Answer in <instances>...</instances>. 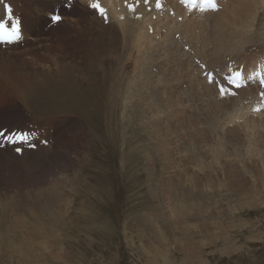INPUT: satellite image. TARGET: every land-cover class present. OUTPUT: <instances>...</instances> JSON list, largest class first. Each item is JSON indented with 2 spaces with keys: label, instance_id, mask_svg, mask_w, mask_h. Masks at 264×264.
<instances>
[{
  "label": "rangeland",
  "instance_id": "1",
  "mask_svg": "<svg viewBox=\"0 0 264 264\" xmlns=\"http://www.w3.org/2000/svg\"><path fill=\"white\" fill-rule=\"evenodd\" d=\"M9 1L17 8L23 5V0ZM61 1L59 10L62 14L66 9ZM171 8L174 17L167 16L164 20L159 17L153 20V14L149 17L148 25L156 32L151 35H159V38L141 42L140 50L147 55H141L144 58L137 63L135 50L126 55L128 57L123 56L120 64L114 66L113 77L101 72L108 69V64L101 71L98 68L99 71L94 72L93 66L87 69L81 63L82 48L77 49L80 53H73L60 63L63 69H75L71 71L72 78H82L81 69H87V73H92L91 78L105 79L107 91L115 98L113 104L117 109L116 117L111 119L109 114L105 125L100 120L104 111L91 109V106L97 109V104L88 96V90L94 86L75 87L67 92L65 79L51 80L46 92L29 88V92L18 93L23 100L19 95H13L11 101L0 103V123L3 124L13 123L8 121L9 117L21 116L17 120L35 121L42 126L47 123L43 118L56 116L63 123L78 119L83 127L76 142L68 139L67 131L58 139L54 131L51 152L43 154L38 162L33 160L32 154L26 155V161L38 168L32 175L34 183H23L20 189L13 180L24 175L25 156H18L12 150L0 152V208L7 204L13 208L9 214L13 221L11 225H15L16 218L23 220L14 226L19 228L22 236L15 229L8 231L2 241L7 235L2 232L0 264H264V114L259 116L264 110L255 111L253 104L248 107L244 102L257 95V88L240 89L237 97L221 95L213 83L201 76L199 68L203 64L207 71H224L233 61L247 68L257 59L264 58V29L257 27L258 24L264 25V6L257 12L260 19L251 21L250 33L243 34L239 43L237 33H227L222 47L217 50L212 31L218 12L184 15L179 22V15L175 8ZM75 9L79 13L71 11ZM20 10L22 17L25 9ZM71 10L74 16L69 13L55 28L48 26L46 15L35 33L23 35L24 45L19 49L15 50L17 45L5 50L0 48L4 52L18 51L10 56L11 61L16 62V71H11L2 61L0 75L19 74L23 67L28 74V66L24 63L27 59L39 61V66L43 57L54 60L56 55L46 51L44 45L58 42L62 33H67L62 40L68 43L69 35L78 39L84 38L83 31L92 34L103 31L98 28L101 19L94 20L89 14L91 11L85 12L81 3L74 2ZM45 11L51 13L53 8ZM194 16L195 19H191ZM204 17H211L210 22ZM76 23H79L78 27ZM73 27L75 34L74 30L69 31ZM188 29L189 35L183 34ZM113 30L117 32L118 28ZM176 34L178 39H175ZM199 34L201 36L197 38ZM122 44L127 51L124 42ZM186 46L187 52L184 50ZM30 50H33L32 54L25 53ZM48 65L53 70L45 73V78H67L66 73L57 74L60 67L46 62ZM81 66L83 68H79ZM151 68L155 71L152 72ZM107 91L98 89L94 92L100 106ZM53 92L61 97H52L50 93ZM25 101L32 110L26 107ZM247 108L253 109L248 111ZM259 120L263 121L262 124ZM28 121L22 124L23 127ZM89 122L95 125L93 130L102 132L101 142L84 126ZM257 132L263 135L258 136ZM117 141L118 149L112 152ZM83 156L86 160L92 156L91 160L102 161L101 166H95L96 169L88 167L87 174L92 170H103L101 176L95 175L99 179L89 178L90 190L83 192L87 195L84 205L79 192L82 184L78 182L80 177H76L81 172L77 162ZM46 182L60 185L56 190L62 195L49 204L52 212H61L63 223L55 222L56 217L50 211L47 215L41 213L39 199H29L41 193ZM94 188L98 189L100 198L91 194ZM22 190L23 193L38 192L27 198L21 196ZM25 203L31 204L27 209L43 215L35 213L38 214L36 220L35 216H22L27 206ZM30 230L32 233L33 230L46 231L47 236H31Z\"/></svg>",
  "mask_w": 264,
  "mask_h": 264
},
{
  "label": "bare ground",
  "instance_id": "2",
  "mask_svg": "<svg viewBox=\"0 0 264 264\" xmlns=\"http://www.w3.org/2000/svg\"><path fill=\"white\" fill-rule=\"evenodd\" d=\"M59 1H61V0H23V5H20L21 8H19V9H22V8L25 9V14H23L22 17H21V22H22L21 32H22V35H24V37H26L32 31L35 33L36 29L39 27V25L42 23V21L44 19H46L47 12L46 11L44 12V10L45 9L48 10V8H50V7L54 8V7L58 6ZM101 1L104 3V5H106V6L109 7V9H110V12H109L110 21H109V23H113L114 25H116L114 28H118V31L117 32H112V31L111 32H109V31H96L94 34H92L91 31L90 32L83 31L84 38L72 39L73 36L69 35L70 38L69 37L67 38L68 39V43H65V41L62 40V39H65L67 37V33H62V39H60L58 42L54 41L53 43H47V44L44 45V48H45L46 51L54 52V54L56 55V58L54 60H52V59L51 60H46L45 57H43L42 58V61H40V66H39L38 65L39 61L38 62L37 61H33L32 60L33 58L27 59L26 61H24V63H26L27 66H28V70H29L28 71L29 72L28 74L25 72V67H23L19 71V74H16L14 72V73L11 74L10 77H7V76L4 77L3 75H0V100L2 99L0 101V103H3V102L5 103L6 101H11V97L13 95H19V99L23 100L22 97H21V95L18 94V93H23V92L26 93V92H29L30 91L29 88L42 89L43 91L46 92L47 91V88H48V86L50 84V81L53 80V79L58 78V79H65L64 80V85H65V87L67 89V92L73 91V89L75 87H92V86H94L92 89H89L88 90V92H90V93H89V95L88 94L87 95L92 99L93 102H95L97 104V109H95V107H92L91 106V109L92 110H94V111H100V110L102 111L103 110L104 111V112L102 111L103 112L102 115L100 114L101 115L100 120H102L103 125H105L106 122L108 121V115L109 114L111 115V119H114V117H116L117 109L115 108V105L113 104L115 98L112 97V96H110L109 92L107 91L108 89L106 88V85H105V79L104 78H91L90 76L92 75V73H87V69L89 67L93 66L95 68V69H92L94 72L95 71H99V70H97L98 68H100V71H101V68H103L104 65L108 64L109 66H106V67H108V69H106V70L103 69V71H101V72L103 74L108 73L111 77H113L115 75L114 66L119 63V61L121 60V58L123 56H126L128 54H132L131 51L134 53V50H135L136 51L135 63L141 61L144 58L141 55H144L145 56V54H146V52H142V50H140L141 45H143V44H141V42L143 40H146V39H148V40H155L156 37H158L159 35H155V36L154 35H150V34H148V30L144 31L147 28V25L149 23V17L152 14H148L147 15L146 13H144V17L141 20H138V21H132V20L128 19V16L123 21H120V20H118L117 14L111 10V6L109 5L110 3L108 2V0H101ZM114 1H115L114 8L116 9L117 6H120V2L117 3L116 0H114ZM80 2H83V1H80ZM166 3L170 7L175 8L177 14L179 15V17L181 19H182V16L186 15V13L183 11V9H181L178 5H176V3L174 2V0H166ZM220 4L222 6V9L219 10V11H217L218 12L217 13L218 16L215 18V24H214V28H213V31H212V37H213V40H214L213 42L216 45V47H215L216 50L218 48L222 47L221 45L226 40L225 39V36H227V33L228 34H230V33L231 34L232 33L236 34L237 33V37H236L237 42L240 41L241 39H243L242 38V36H244L243 34H246L247 32H249V29L248 28L251 27V25L253 24L251 21L255 22L254 20L260 19V17L257 18L258 17L257 16V12L259 10H261L262 7L264 6V0H222L220 2ZM259 8H261V9H259ZM0 11H1V14H3L2 6L1 5H0ZM71 11H74V14L77 13V11L79 13V10H76V9L75 10H71ZM84 11L85 12L86 11H89V9L87 8V6H86V10H84ZM166 17L167 16L159 17V18H161V19L164 20V18H166ZM188 17L185 18V19H188ZM94 18L97 19L95 13H94ZM192 18L195 19V16L194 17H191V19ZM78 19L81 20L82 18L80 17ZM79 20H77L76 22H79ZM196 21H197V19H196ZM260 21H262V20H260ZM77 24H79V23H76L75 25H77ZM77 27H78V25H77ZM257 27H261V29H264V25H262V26L260 25L259 26V24H258ZM253 28H254V26H253ZM72 30H74V34H75L76 29L73 27L69 31H72ZM250 30H251V28H250ZM259 31H261V30H259ZM153 32L156 34V32L154 30H153ZM186 32L187 33H183V34H188L189 35L190 29H188V31H186ZM255 32H256V30H255ZM172 33L173 32L170 33L169 37L171 36ZM254 35H256V34L254 33ZM198 36H201V34L197 35V38H198ZM252 37H253V35H252ZM247 39H249V38H247ZM122 42H124L125 46L127 47V51H126L125 47L123 46ZM41 43L42 42H40V44ZM249 43H251V42H249ZM120 44L122 45V48H121V45ZM146 44H147V42H146ZM38 46L39 45H37V47ZM70 46H72V47H70ZM10 47H8V48H10ZM78 48H82L83 49V58L81 60V63L83 62V64L86 66L87 69H83V70L81 69V71H82L81 74H83V77L82 78H72L71 71L72 70H75V69H72L71 71H69V69H67V70L66 69H63V68L60 67L61 66L60 63L63 62L65 60V58L71 56L73 53H80L77 50ZM56 49H58V50H56ZM64 49H66L65 52L62 51ZM17 52L18 51L13 52V53L0 51V62H2V61L6 62V66H8L11 71H13V70L16 71L15 66H14L16 62L15 61H11L10 56H11V54L13 55L14 53H17ZM21 52H25V51H20V53ZM57 52H59V53H57ZM141 52H142V54H141ZM163 52H165V51H163ZM25 53L32 54L33 53V50H30L29 52H25ZM214 53L216 55V52L215 51H214ZM126 57H128V56H126ZM122 60L124 61L125 59H122ZM145 60H146V58H145ZM51 61H54V62H51ZM91 61L94 64H92ZM46 62H49L50 64H53V66L60 67L58 69V71H57V74L66 73L67 74V78H65V77L45 78L44 77V74L47 73V72H50L51 70H53V67L52 66H50V65L46 66ZM79 68H83V67L81 66ZM78 70H80V69H78ZM184 75H186L185 72H184ZM96 83H97V85H96ZM98 89H100L102 91H107L108 92V93H106V99L100 98V99H103L104 100V101H101L102 102V106H100L99 101L95 99L96 97L94 95V92H96ZM115 91H117L116 88H115ZM7 93H10V95L8 96ZM50 95L52 97H61L60 94L59 93H56V92L50 93ZM22 96H24V95H22ZM171 98H172V100L174 99L173 97H171ZM43 102H45L46 104H49L50 103L49 100H43ZM218 103H217V105H218ZM65 104L67 105V103H65ZM25 105H26V107L28 109L32 110L31 105L28 104V103H26V101H25ZM69 105L72 106L71 103H69ZM248 107H252V105H250ZM223 108L221 109L222 111H223ZM247 109H249V108H247ZM251 110L249 109L248 111H251ZM239 111H238V113H239ZM243 112H244V110H243ZM226 113H227V111H226ZM226 113H224V115ZM230 113H231V111H230ZM230 113H229V115H231ZM15 114H17V113H15ZM51 114H53V113H51ZM36 115H37V113H36ZM236 115H237V113H236ZM257 116H256V118H258L261 115H259L258 117ZM236 117H235V119H236ZM21 118H22L21 116H18V117H9L8 118V121L9 122H13V123H4V124L3 123H0V126L1 127H8L9 129H12V128L14 129L16 127H18V128L23 127L22 124H25V121H28V120H25V121L17 120V119H21ZM228 118H229V116H228ZM41 120L42 119H40V121ZM43 121L48 123V132L45 134L46 137H48V138H51L53 136L54 131H55L54 134L57 136V139L59 138V136H62V134L67 131V133H68V139L76 142L77 139H78V134L81 135L82 132H83V127L81 126V121L78 120V119H74V122L67 121V122L63 123V121L60 120V119H58V118H56V116H49L48 118H43ZM43 121H42V123H44ZM229 122L231 123L233 121H229ZM258 122H260V120ZM261 122H263V121H261ZM34 123H35V121H34ZM47 123H44V124L46 125ZM61 123H63V124H61ZM230 123H228V124H230ZM84 126H87L91 132L92 131L94 132V135L96 136V138H98L99 142L102 141V132L101 131H97V130L96 131L93 130L95 128V125L94 124H92V123L89 122L88 124L86 123ZM233 126H235V125H233ZM257 126H258V124H257ZM176 127L177 126H175V129H176ZM246 127H248V126H246ZM225 128H227V127H225ZM240 131H241V129H240ZM257 133H258L257 135L260 136L261 133H259V132H257ZM262 135H263V133H262ZM248 142L246 144H248V146H249V143ZM93 143H95V141ZM250 143H252V142H250ZM117 145H118V141H117V143L114 142L113 151L112 152H115L118 149L117 148ZM245 146H247V145H245ZM11 150L14 153V151H13V149L11 147L6 146L4 148H0V152H3V153H9V151H11ZM47 152H51V146H50V148L39 147L35 151H32V150H24V151H22V154L20 156H23V157L25 156V159H24V166L22 165V171H23V173L22 172L21 173L24 174V175H22V177H20L18 179H14L13 180V183L16 184V185H18V188L19 189L21 188L20 185H22L23 183H25V184L30 183V182L32 184L34 183V181H32V175H34V173H35L34 171L38 168V167H36V168L34 167V163L32 164V162L26 161V155L32 154L34 156V158H35L33 160L35 162H38L40 160V158L42 157L43 154L49 155V153H47ZM100 153H102V151H100ZM84 154H87V153L85 152ZM91 157L88 156V160H86V156H83L82 158H79L78 159V162H77V164H78L77 165V168H78V166L81 168V169L79 168L81 170V172H79V173L77 172L78 175L76 177L77 178L80 177L79 180H78V182H80L79 184H82V185H79V186H81L80 189H79V192H81L80 195L82 196V198L80 199L82 205H84L85 204V200H87V195L83 194V192L85 190L87 192L90 190L91 182L89 181V178L92 177L93 179H95V178L96 179H99V177H97L95 175L98 174L99 176H101L100 172L103 171V170L102 171L100 170V172L99 171L97 172L96 170H94V171L92 170V172H91L92 174L91 173H88V174L86 173V171H87L86 169L88 167H93V168L96 169L95 166L99 167V165L100 166L102 165V161L101 160L98 163L95 160H91ZM49 158L51 159V156H49ZM74 160H75V162H74V165H75L76 159L74 158ZM70 164L73 165L72 162H70ZM92 164H94V165H92ZM172 164H173V162H172ZM40 173L42 174V172H40ZM66 174L67 173L65 172V175ZM61 175H63V174H61ZM48 182L44 183L45 189H43V191H41V193L38 194L39 196L37 194H34V195H32L31 198H29L30 197L29 195L33 194L34 192H38L37 190L30 191V192H27L26 191L24 193H23V190H22L21 191V196H26L27 198L31 199L32 201H36V200L39 199V203H40L39 209H40L41 213L47 215V212L50 211V214H52L54 217H56L55 222L60 221V223H61L63 221L62 216H61V212L59 210L58 211H55L54 210V212H52L53 210H51L50 204H49V202H52L53 203L59 196L62 195V192H58V190H56L57 187L60 186V185L57 182H53L52 184H50V183L48 184ZM77 187H78V185H77ZM97 192H98V189H96V188L91 189V194H93V196L95 198L99 197V195H98ZM18 194H19V191H18ZM32 201H31V203H32ZM18 204L19 203H17L16 205H18ZM25 204L27 205L25 207L26 209L24 211H22V213H24V214L20 213L21 211L19 213L22 214V216L23 215L26 216L28 214L30 216H35L34 217L35 220L38 219L37 218L38 217V214H35V213H40V212L30 211V209H27V208L31 204H29V203H25ZM9 205L10 204L3 205L0 208V227L1 226H4V229H0V230H2V231H0V236H2V232L3 231H5V233L7 234V235H5L2 238V241H5V238L8 236V231H13V230L16 229L15 232H18L17 233L18 235H19V233H21L19 231V228L18 227H14V226H16V224H20L23 220H21V218H16L15 223H14L15 225L14 226L11 225V223L13 221L11 220L9 214H10V211H12L13 208H10ZM43 214H41V215H43ZM23 218L25 219V217H23ZM29 224L31 225V223H28V226H30ZM6 226L9 229H7ZM30 231L32 233V230H30ZM45 233H46V231H45ZM45 233H42V232H38V231H34L33 230V233L30 234V235L31 236H38V237L39 236L46 237L47 234H45ZM47 233H50L52 236L54 235V233L52 231L51 232H48V230H47ZM19 236H22V235H19ZM82 236H83V234H82ZM56 237H57V234H56ZM152 253H153V251H152ZM155 257H156V255H155Z\"/></svg>",
  "mask_w": 264,
  "mask_h": 264
},
{
  "label": "snow or ice",
  "instance_id": "3",
  "mask_svg": "<svg viewBox=\"0 0 264 264\" xmlns=\"http://www.w3.org/2000/svg\"><path fill=\"white\" fill-rule=\"evenodd\" d=\"M182 3L186 2V0H181ZM125 3L127 5V7L130 10H134L136 5L131 4V3H127V0H125ZM141 3V0H136V4ZM142 3L144 4V6H148L150 3V0H142ZM210 6L212 8L216 7L215 3H210ZM5 12H6V17L7 20L0 18V39L3 40H7L9 42H11L12 40H16L19 38L20 36V21L18 18H15L12 14V10L10 8L9 5L5 4ZM90 7H92L93 9H96L101 15H104L105 18L106 14H105V10L99 5V3H91ZM155 7L156 8H160L161 7V3L160 0H156L155 3ZM51 20L53 23L59 22L61 20V16L60 15H56L53 14L51 16ZM9 22H10V27H9ZM241 73L240 72H233L231 75H229L226 79L228 81V84L234 85L235 88H240L241 85L240 83H238V78L240 77ZM208 80L209 83H216V81L214 80L213 76L211 73L208 74ZM261 87H264V80L260 81ZM219 87V91L221 95H225L226 94V87L223 85H218ZM230 95H235V92H231V93H227ZM260 104L254 109L255 111H260L261 108H264V92L260 93ZM0 135H3L2 132H0ZM29 138V133L28 132H18L15 134V139L19 140V141H26ZM44 143H47V141H43ZM32 147H35V145H31ZM17 152H20L21 149L17 148L16 149Z\"/></svg>",
  "mask_w": 264,
  "mask_h": 264
}]
</instances>
